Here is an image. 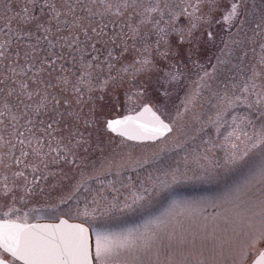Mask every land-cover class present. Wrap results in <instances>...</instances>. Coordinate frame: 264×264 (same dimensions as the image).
<instances>
[{"label": "snow or ice", "instance_id": "snow-or-ice-1", "mask_svg": "<svg viewBox=\"0 0 264 264\" xmlns=\"http://www.w3.org/2000/svg\"><path fill=\"white\" fill-rule=\"evenodd\" d=\"M0 7V264H264V0ZM218 36L215 62L201 63ZM121 90L132 106L108 118L97 100ZM200 100L213 114L186 122ZM90 130L171 139L97 163ZM197 134L207 138L189 152ZM165 152L182 162L163 164ZM131 164L161 166L125 180ZM190 180L218 191L175 198Z\"/></svg>", "mask_w": 264, "mask_h": 264}, {"label": "rangeland", "instance_id": "rangeland-1", "mask_svg": "<svg viewBox=\"0 0 264 264\" xmlns=\"http://www.w3.org/2000/svg\"><path fill=\"white\" fill-rule=\"evenodd\" d=\"M174 2L180 3V0H174ZM250 2H252V0H250ZM255 2L257 4H259V0H255ZM218 46H220L219 45V36L217 37V43L215 45L201 44L200 45L201 51L198 53V55L203 56L202 58H204V59L202 61H204V62H205V60H207L208 56L211 55L212 56V63H214L215 62L214 53L216 51H218ZM195 58L196 57H194V59ZM201 63H203V62H201ZM186 84H187V82H186ZM186 90H187V87L185 86V89L182 90L181 93L178 95V98H177L178 101L177 102L175 99L173 101V98L175 96H172V98H171L172 100L169 102L170 104L168 105V108H169V111H171L173 115H175L176 106L179 105L181 108H183V105L180 104V101L183 98L184 92ZM158 94L159 93H157V95ZM206 96H207V93H205V98H206ZM202 103H203V101L200 100V101L196 102V105L194 108L190 107V110L187 113V116L185 117L186 122L191 123L194 115H201V114H202V119L206 121L209 118V116H211L213 114L212 111L209 109L207 104H203V107H201ZM120 104H122V107H124V108L129 106V105L125 104V99H124V101L117 103V105H120ZM112 108L113 109L116 108V103H115V106ZM124 112L125 111H122L120 113H124ZM106 113H108V115H112V114H110L111 108H109V109L106 108ZM194 127H198V125H196ZM193 130H194L193 128H190V129H186L185 131H186V134L188 136H192ZM206 132L210 133L213 136L215 135V132L211 129H206ZM178 135H180V130H179V128H176L173 130L171 137H176ZM167 136H168V134L166 135V137ZM171 137H168V140L161 138V139H158L154 142H145V143L129 142V141H125L122 138L117 137V136L110 137L112 139L109 138V140L104 137V140H105L104 143H107L108 146H106V148L98 151L97 155L93 156L91 159H93L97 163H99V161L106 156H111V155H115L116 153L125 152L129 149H132L136 154H141L145 150H151V149L163 146L164 144L168 143V141L171 139ZM205 138H207L206 135L197 134L194 140H190L188 142L187 150L189 152H192L193 149L197 148V146L201 144V140H203ZM99 139H101V137ZM95 140L99 144L97 136H95ZM219 154L222 155V153H219ZM183 155H184L183 152H165V153L161 154V159H162L163 164H174L177 160H181ZM193 155H194V153H193ZM181 162H182V160H181ZM158 166H161V165L151 164V165H146L143 168H136V165L131 164L128 166L127 169L122 170L121 176L125 180L129 175H131L133 178H135L138 175L139 176H146L149 171H152L154 168H156ZM132 169H136V170L133 171ZM114 178L115 177H108L107 179H114ZM217 191H218V186L216 183L190 180V181L182 182L180 184L175 185V198H177V199H199L201 197L214 196L217 193ZM208 211H209V213H211L212 209L209 208ZM44 220H46V219H44ZM70 220H73V219H70ZM32 221H40V220H36L35 218H33ZM46 221H49V220H46ZM220 228H223L222 224L220 225ZM258 247H260V245H258ZM249 260H251V256L249 257Z\"/></svg>", "mask_w": 264, "mask_h": 264}, {"label": "trees", "instance_id": "trees-1", "mask_svg": "<svg viewBox=\"0 0 264 264\" xmlns=\"http://www.w3.org/2000/svg\"><path fill=\"white\" fill-rule=\"evenodd\" d=\"M13 2L15 3L16 0H13ZM3 3H4V0H0V5H2ZM0 14H3L2 7H0ZM1 25L2 24H0V26ZM215 30L219 32L220 26L217 25ZM199 57H200V62H204V61H202L204 59V58H202L203 56H199ZM185 86H186V82H185ZM181 91L175 92L173 94V96H175L173 98V101H174V99L176 100V102L178 101L177 98H178V95L181 93ZM158 97H159V94L157 95L156 91L153 90L152 88H150L147 99H151V100L155 101ZM124 99H125V97L123 94V90H121L119 93H116L113 95H105L104 100L103 101L97 100V103L98 104H101V103L104 104L106 106V108H108V109L111 108L110 114H112V115H108V113H106L107 117H110V116L118 115L122 111L127 112L126 108L122 107V104L117 105V103L124 101ZM115 103H116V108L113 109L112 107L115 106ZM131 106L132 105H129L128 107H131ZM90 131L92 132V147L90 148V152H91L90 159H91L93 156L97 155L98 151H100L101 149H104V148H106V146H108L107 143H104L105 142L104 137L109 140L110 137H115V136L111 135L110 133L103 132V131H96V130H90ZM95 136H97L99 144L96 142ZM100 137H101V139H99ZM110 139H112V138H110Z\"/></svg>", "mask_w": 264, "mask_h": 264}, {"label": "water", "instance_id": "water-1", "mask_svg": "<svg viewBox=\"0 0 264 264\" xmlns=\"http://www.w3.org/2000/svg\"><path fill=\"white\" fill-rule=\"evenodd\" d=\"M126 114H128V113H125V114H123V115H126ZM123 115H120V116H123ZM120 116H116V117H113V118H117V117H120ZM113 134H115V135H118V134H116V133H113ZM166 135V134H165ZM120 136V135H119ZM123 138H125V137H123ZM126 139V138H125ZM157 139H159V138H157ZM156 139V140H157ZM147 141H155V140H143V141H134V142H147ZM36 222H38V223H48V222H53V221H36ZM78 221H73V220H69V223H77Z\"/></svg>", "mask_w": 264, "mask_h": 264}, {"label": "flooded vegetation", "instance_id": "flooded-vegetation-1", "mask_svg": "<svg viewBox=\"0 0 264 264\" xmlns=\"http://www.w3.org/2000/svg\"><path fill=\"white\" fill-rule=\"evenodd\" d=\"M221 31V29L219 30V32Z\"/></svg>", "mask_w": 264, "mask_h": 264}]
</instances>
